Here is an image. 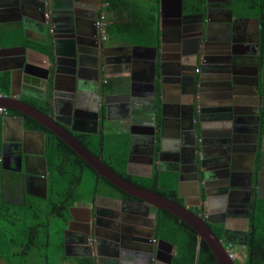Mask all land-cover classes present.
<instances>
[{
  "label": "flooded vegetation",
  "instance_id": "flooded-vegetation-1",
  "mask_svg": "<svg viewBox=\"0 0 264 264\" xmlns=\"http://www.w3.org/2000/svg\"><path fill=\"white\" fill-rule=\"evenodd\" d=\"M42 1L46 3V9L43 11L46 17V19L44 18L45 22L47 25H52V12L49 8L53 0ZM227 1L206 0L203 13L187 14L182 11V16H177L175 7L177 0L167 1L164 11L161 12L162 24L168 30H171V33L175 32L180 25L183 26L184 31L178 37L175 36L173 38L172 45L174 46V50L173 54L169 56L173 61L171 66L173 70L170 65L166 68L168 69V73H178V77L181 80L177 85V90H174L175 82H170L172 89L171 108L166 109V106H164L162 111L163 116L158 119L160 122L163 121L161 125L163 135L161 134V138L158 139V127L161 124L158 121V127L154 124L150 127L148 123L146 126L137 127V131L140 130L142 132H150L154 127V133L157 136L155 141H153L150 154L145 157L141 156L144 157L141 159V163L129 164L128 161L140 159L137 154L130 151L131 154L126 156L125 170L128 172V169H130L132 171L131 175L138 178H150L153 173L167 169L176 173L177 186H180V189L175 193L176 198L181 203L183 201L191 203L193 207H190V209L199 214L201 205L197 206V204H201L203 198L201 194H199V197H196L194 190L186 194L187 191L184 189L186 178L182 177V174L189 172V174L187 173L189 176L186 177L194 185L193 172L198 168L196 163L203 164L210 173V178H207L204 184L208 193V208L210 210L207 211L208 213L204 218L206 220L209 219L208 225L210 227L216 228V226L221 225V239L224 245L235 247V242L239 244L243 242L245 233L238 222H243L245 219V194L247 190H250L249 188L252 187L253 189L256 178L255 173L251 175L248 172L249 155L253 152L255 145V163L256 153L264 149V66L259 67L257 26H255V29L251 28V19L243 20V18H237L233 15V21L228 19V9L230 8ZM78 3L81 4L80 6H75L74 11L79 24L78 30L80 35L79 38L75 39H79V42L76 40L77 46H80L81 50L86 51L94 66L99 67L100 71L102 69L101 72L99 71L100 81H98V85L96 84L98 86L96 87V96L97 100H99L101 99L98 95L100 88L107 85L111 87V84L115 82V80H105L103 73L117 75L120 72L121 74L126 70V65L114 62L110 58L112 57L110 56L112 52H116L117 48L115 40L111 41V38L105 34L103 27L116 22L110 16L111 5L105 0H82ZM126 14L124 12L120 16L122 20L126 18ZM188 19L191 24H184V21ZM173 46L171 47L173 48ZM123 58L127 59L125 56ZM102 63H105V65H102ZM182 73L184 74L182 75ZM199 74L202 86H199L197 82ZM174 78L171 80H174ZM101 82L104 84H100ZM160 83L161 76L157 77V73H155V79H153L151 84V93L148 85L145 86L152 104L148 107H152L156 112L158 102L159 114L161 113V100L164 102L165 99V88ZM216 88L218 92H216ZM233 91L234 95H232ZM252 91L256 93V97L258 98V108L253 105V99L255 98L252 95ZM214 92L216 95H219L221 100L214 101ZM228 94L229 97L227 96ZM122 98L125 99L123 96ZM230 98L234 100L232 101ZM236 99H242L246 103L241 104L242 101H235ZM230 101L234 102V124L228 122L229 118L226 116V121L221 124L220 135L222 137H211L214 131L219 130L218 125L214 123V119L219 117L216 112H220L227 105L230 106ZM146 102H148L147 99L143 104ZM176 102L178 103L177 106L182 108L181 113L186 128L180 137L179 133L178 135L176 134V121L178 119L175 116L177 114ZM135 103L139 104L141 102ZM213 103L218 104L212 105ZM191 105L194 108V123L196 119L199 120V123H195L194 127L202 128L200 135L196 132H191L187 127L189 118L188 109L191 108ZM139 107L141 106L139 105ZM253 108H257L256 115L253 114ZM143 109H145V105ZM254 118L258 121L255 122ZM260 122L263 123L261 124ZM118 126L123 127V124ZM256 126H258V129L254 131ZM123 128L129 127L126 125ZM131 128L134 129V127ZM165 135L169 136L171 140L166 141ZM253 136H256L255 143ZM120 138H124L121 136V132L118 131L113 134V140H119ZM227 138H233L234 142H231V140L226 141ZM77 140L82 144L78 138ZM157 141L159 144L156 143ZM113 143L115 142L113 141ZM232 155H234V166L238 170L234 169V171H230V169H227L228 161L231 160ZM157 160L162 161V164H168V168H160L159 165H156ZM254 170H256L255 166ZM197 172L199 173V168ZM49 175V168L46 181L43 175L38 174L39 179H37L35 184L37 188L36 192H33L34 196L29 194V191H26L28 195L24 196V190L21 191L22 187L19 186L20 189L16 190L15 196L10 198L11 200L8 199L12 203H5L19 207L28 206V201L36 200V198L47 199L49 193ZM89 197L91 198L90 208H78L77 199L68 205L66 231L69 242L79 240L80 244L78 246L80 247L72 248L70 247L72 246L71 244L68 245L67 253L69 256H66L67 260H73V264H79V261L85 259L87 261L92 260L93 264H173L174 247L170 243L165 241L166 243L158 244V240L160 239L155 238L154 235L152 240L149 239L148 233L150 230L149 232H140L137 229L138 222L141 221L144 213L151 210L154 211L153 208L146 206L144 202H139L133 196L131 197L134 200L120 198L121 200L114 201L100 196L96 197V195ZM101 205L106 206V208L104 209ZM88 211L89 218H87ZM81 213L85 214V219L83 223L78 224L76 222L80 230L78 232L81 234L79 236L80 234L77 233L76 236L75 230L72 229L74 224H76L73 221V217L76 219L77 214ZM108 216L114 217L117 222L119 220V223L113 224L112 220H107ZM152 223L154 230L155 218L147 220L145 226H148L150 229ZM128 234H132L136 238L142 237L146 241L139 243L129 239ZM81 237L82 239L84 237V244L81 243L83 241ZM1 256L0 254V264H17L13 261L12 254L7 262L3 261Z\"/></svg>",
  "mask_w": 264,
  "mask_h": 264
},
{
  "label": "crops",
  "instance_id": "crops-1",
  "mask_svg": "<svg viewBox=\"0 0 264 264\" xmlns=\"http://www.w3.org/2000/svg\"><path fill=\"white\" fill-rule=\"evenodd\" d=\"M3 1H10L13 4L6 7L3 2L0 1V81L4 89L3 91L7 96V101L0 100V105H13L14 103L12 100H21L33 107H35L34 104L43 105L49 110V113L41 111L57 119V121L65 126L75 137L81 135L88 139L89 137L97 139L101 138L99 136L102 135L107 139L111 138L110 136H113V134L119 131L121 132V136L124 137L123 139L127 140V156H129L131 152H134L140 157V159L136 161H128L129 164L141 163V159L150 154V149H152L153 144L149 132L137 131V127L146 126L147 123L150 127L153 126V124L158 127V122H160L158 119L161 117L152 107H148L152 104L145 89L149 78L147 76L149 70L147 62L151 61L150 58L152 54H154V52H152L153 49H156L155 73H157V77H162V83H160V85L165 88L164 96L166 101L168 100V102L171 103L170 101L172 99L171 83L166 81V78H168L166 74L168 73V69L166 67L167 65L171 67L173 61L169 56H166L164 48L166 46L172 48L173 38L176 34L175 32L171 33V30H168L161 22L162 13L160 12V0H158L159 9L157 12L159 22L158 45L155 43L145 44L144 40L139 43H135L132 40L115 41L117 49L116 52H112V55H110L112 57L110 58L113 59L114 62L125 64L126 70L121 74L119 72L117 75H110L106 72L103 73L105 80H115L113 84H115L116 87L113 88L107 85L106 87L103 86L100 88L101 92H105L108 96L105 98V104L102 105V108H99L98 115L95 117L92 116L94 107L93 97L96 95L95 91L96 87H98L96 84L98 85V81H100L99 78L102 69L100 71L99 67L94 66L91 58L87 56L86 51L77 49L75 38H68L66 36L70 27V23H68L70 17L68 12L70 8L73 7L72 3L75 1L54 0L51 3L53 6H50L49 9L52 12V25H47L45 22L46 17L45 13H43L45 10L39 6L40 0ZM141 1L144 2L143 4H146L149 9L153 6L151 0ZM123 13L124 12L121 13L112 8L110 16H112L114 20H118V17L121 18L120 16ZM78 26L79 24L77 25L79 29ZM107 27L108 25L104 26L103 29L105 30V34L108 35L106 31ZM34 51L39 53H35ZM123 56L127 59L123 58ZM161 56L163 58L161 63H163L162 67L164 72L162 74L159 66H157L159 57ZM23 59L24 61L30 60L29 65L32 67L31 70L33 73L23 72L19 69ZM56 63L57 70L55 69ZM102 65H105V63H102ZM56 72L59 76L58 81L54 79L56 77ZM72 73L74 75L78 74L80 84L82 82L78 92L83 94L82 99L84 100L79 106L71 97ZM100 84L104 83L101 82ZM122 96L125 97V99H123ZM146 99L148 102L143 104ZM135 102L141 103L138 104ZM139 105L141 107H139ZM144 105L145 109H142ZM164 105L166 108L169 107L166 102ZM122 107H124L125 111ZM7 110H9L10 116H23L25 118V130H23L20 127V123L15 121V119H6L5 122V118L8 116L5 118L4 116H0L1 199L4 202L12 203L9 200L15 196L16 190L20 189L19 186L22 187L21 191L24 190V196L28 195L26 191H29V194L34 196L33 192H36L37 188L35 184L37 179H39L38 172L41 171V164L36 162L40 160V153L43 151L44 145L47 147L48 132L41 128L34 129L31 127L30 123L38 121L33 119L30 115L16 110ZM28 121H30V123ZM38 123L52 131L41 122ZM95 124L97 127H95ZM122 124L123 127L127 125L129 128H123L122 126L121 128L118 126ZM131 127H134V129ZM33 129L36 131L33 132ZM42 131L46 133V142H44L42 134L39 133ZM164 138L166 141H169V139L171 140L167 135H165ZM108 142L112 146L114 145L111 140H108ZM156 143H158V141ZM26 154L29 155L28 166L35 170L31 174L25 169L26 163L24 162V158ZM156 165H159L160 168H168V164H162L160 160L156 161ZM131 172L132 171L128 169L127 173L132 174ZM187 173L189 174V172H186V174L181 173L182 177L184 176L186 178L184 182V189L187 191L186 194L193 190L191 181L186 177L189 176ZM157 174L166 175L163 178V182H161L164 189L173 188L175 189V193L180 189V186H177L178 181L176 173L167 169L165 171H157ZM104 195L121 200L120 197L109 194ZM90 199L88 195L80 197L77 203L78 208H90ZM208 206L209 204L205 205L207 211L210 210ZM101 207L104 209L106 208V206L102 205ZM100 210L102 211L101 208ZM203 212L204 210L201 208L199 213ZM153 216L152 210L145 212L141 221L138 222L139 225L137 229L140 232H149V227L145 226V222L153 218ZM87 218H89V211ZM84 219L85 214L82 213L77 214L76 219L73 217L74 223L77 222L78 224L83 223ZM107 220H112L113 224L119 223V220L117 222L115 218H111L110 216L107 217ZM77 223L72 227V229L75 230L76 236L77 233L80 234V232H78L80 230ZM238 224H240L241 227L242 221H239ZM65 232L67 240H65ZM79 236H81V234ZM62 239L64 241L63 251L66 252V256H69L67 253L68 245L71 244L72 246L70 247L72 248L80 247L78 246L80 244L79 240H72L69 242L66 226L63 231ZM82 240L81 243L84 244V237Z\"/></svg>",
  "mask_w": 264,
  "mask_h": 264
},
{
  "label": "trees",
  "instance_id": "trees-1",
  "mask_svg": "<svg viewBox=\"0 0 264 264\" xmlns=\"http://www.w3.org/2000/svg\"><path fill=\"white\" fill-rule=\"evenodd\" d=\"M118 12L127 13L126 18H118L110 24L106 31L112 40L141 42L145 44L159 43V22L157 12L159 1L151 0L152 7L146 6L141 0H105ZM206 0H183L184 13H203ZM228 7L232 15L237 18L254 20L257 26L258 60L259 67L264 66V0H228ZM2 85V84H1ZM4 90V89H3ZM40 111L48 112L43 106L34 104ZM49 113V112H48ZM156 113L159 115L157 102ZM30 123V121H28ZM261 124L263 122H260ZM34 129L41 128L48 132L47 140V162L49 168V193L47 199L36 198L28 201V206L15 207L5 203L1 199L0 180V254L3 261H8L10 255L24 258L32 253L34 248L44 252L46 258L55 244V252L59 246L63 254L64 241L63 231L66 226L68 205L75 199L97 193L109 194L116 197H125L134 200L133 197L119 191L112 183L85 162L72 150L60 136L54 134L38 122L30 123ZM82 144L100 158L115 173L125 178L128 182L143 189L156 192L171 200L181 203L175 196V189H164L163 178L165 174L153 173L150 178H138L125 171L127 140L120 138L94 139L92 137L76 136ZM108 140L114 141V146ZM262 151L256 153L255 163H258ZM1 171V165H0ZM255 174L257 176L256 170ZM1 173V172H0ZM88 174V177L86 176ZM1 178V174H0ZM89 179V187L84 188V182ZM257 179L255 178L252 189V201L247 214L248 231L244 235L243 244L246 250L244 264H264V198L257 197ZM154 237L170 243L174 247L173 264H217L213 254L196 232L176 216L163 209L154 208ZM211 230L218 239L222 238V226H216ZM17 230V232L15 231ZM15 231V232H14ZM43 237V238H42ZM18 239V240H16ZM54 240V241H52ZM239 243L235 242V245ZM241 244V243H240ZM6 245L8 249L1 248ZM15 248V249H14ZM14 249V251H13ZM57 254V252H56ZM61 259H66L62 255ZM236 264H240L235 260ZM79 264H93L92 260H81Z\"/></svg>",
  "mask_w": 264,
  "mask_h": 264
},
{
  "label": "water",
  "instance_id": "water-1",
  "mask_svg": "<svg viewBox=\"0 0 264 264\" xmlns=\"http://www.w3.org/2000/svg\"><path fill=\"white\" fill-rule=\"evenodd\" d=\"M1 2H3V4L7 7V6H11L13 3L10 1H3L0 0ZM54 1V0H53ZM75 2L72 3L73 5V9L70 8L68 15L69 20L68 23H70V27L67 31V37H71V38H79L80 32L77 28L78 22H77V18H76V13L74 11V7L75 6H80V4L78 2H81L82 0H74ZM167 1H172V0H160L161 2V10L160 12L164 11V8L166 7ZM174 1V0H173ZM227 1V0H226ZM9 2V3H8ZM40 4L39 6L42 9H46L45 6L46 4L41 2V0L39 1ZM51 6H53L51 4ZM82 6V5H81ZM175 7H176V12L178 11L179 15L182 16V11H183V0H177V3L175 2ZM228 19H230L231 21L234 20V18H232V13L231 10L228 9ZM243 20H247V18H243ZM68 27V26H67ZM183 26L180 25L177 27V33L176 36L178 37L182 32H183ZM77 40V39H76ZM79 40V39H78ZM77 40V41H78ZM79 42V41H78ZM80 44V43H79ZM76 47L78 50H80L79 46ZM35 53H39L34 51ZM152 52H154V54H152L151 56V61L147 62V65L149 67L148 70V87H149V91L151 93L152 91V81L155 77V64H156V49H153ZM46 56V55H45ZM161 60H163L162 56L159 57V61L157 66H159L160 70H161V74L164 73L163 72V67L161 63ZM30 64V60L28 61H24V59L21 61L19 69L23 72H27V73H33L31 70V66ZM167 65V64H166ZM57 63L55 64V69L57 70ZM168 66V65H167ZM50 69V67H49ZM47 74V71H46ZM168 78H166V81L175 82V86H174V90H177V85L180 83V78L178 77V73H166ZM184 73H182L183 75ZM56 76V77H55ZM55 80L58 81V73L56 72L55 74ZM72 87L70 92H72L71 97L74 100V102L76 101V104L79 106V104L81 102H83L84 99H82L83 94L80 92H78L80 90V85H82V82L80 84V80H79V75H74L72 73ZM175 77V78H174ZM162 78V77H161ZM172 78H174V80H171ZM197 82L199 83V86L202 84L200 83V74L197 78ZM161 83H162V79H161ZM213 87V86H212ZM216 92H218V89L216 88ZM98 95L101 97V100H97V96L95 95V97H93V102H94V107H93V112H92V116L95 117L96 115H98V110L99 108H102V105L105 104V98H107V94H105V92H100V90L98 91ZM96 94H97V90H96ZM232 95H234V91L232 93ZM252 95L254 96L255 99L253 102V105L255 107L258 108V98L256 97V93L254 91H252ZM229 96V95H227ZM219 99H221L219 97V95H216L214 92V101H218ZM78 100V102H77ZM198 100V99H197ZM230 100H232L230 98ZM234 100V99H233ZM232 100V101H233ZM242 101L243 103H246L245 101H243L242 99H236L235 101ZM2 101H7L6 98H4ZM101 101V102H100ZM162 103L160 104V116H163V108H164V102L163 100H161ZM230 101V106H226L224 107V109H221V111L216 112L217 116H219L218 118L214 119V123H216L218 125V129L214 131V134L211 135V137L213 136L215 137H222V135H220V131H221V127H222V122L226 121L227 118H229L227 121L230 123L234 124V102ZM12 102L14 103L13 105H0V108H4V109H10V110H16L19 111L21 113L30 115L33 119H35L38 122H41L42 124L46 125L47 127H49L56 135L60 136L62 139H64V141L66 142V144L72 149L74 150V152L77 153L78 156H80L85 162H87L94 170L96 173H98L99 175L103 176L105 179H107L110 183H112L115 187L118 188V190L125 192L126 194L133 196L143 202H145L147 205L153 206L155 209H163L168 211L169 213L173 214L174 216H176L179 220H181L182 222H184L185 224H187L190 228H192L199 239H202L205 244L208 246L209 250L211 251V253L213 254L217 264H236L234 258L228 254V250L227 248L224 246V243L222 241V239H218L216 237V235L214 234V232L211 230L209 224L208 219L206 220L204 218V216L200 213V214H196L194 213V211H192L190 209V207H193V205L191 203H188L187 201H183L182 203H178L174 200L165 198L163 196H160L154 192L151 191H147L145 189H142L140 187L134 186L132 184H130L129 182H127V180H125L124 178H122L120 175H118L117 173H115L113 170H111L100 158L96 157L94 154H92L90 151H88V149H86L78 140L75 136L72 135L71 132H69L65 126H63L59 121H57V119L50 117L48 114H45L44 112L38 110L37 108L31 106L30 104L23 102L21 100H12ZM177 102H176V108H177V114L175 116H177V121H176V134L178 135L179 133V137L183 135L184 131H185V124H184V118L182 117V108L180 106H177ZM218 103H213L212 105H217ZM191 108L188 109L189 112V118H188V129L193 132V133H198V135L201 134V129L200 127L195 128L194 124L195 123H199V120L196 119L195 123H194V108L191 105ZM257 108H253V114L256 115L257 113ZM198 109V108H196ZM9 111V110H8ZM94 113V114H93ZM238 114V113H237ZM221 115V116H220ZM227 116V118H226ZM7 117V116H6ZM5 118V117H4ZM6 119H12L17 122L20 123V127L25 130V118L23 116H8L7 118H5V122ZM254 121L257 122L258 120L256 118H254ZM160 126L158 127V139L161 138V134L163 135L162 132V128L161 125L163 123V121L160 122ZM95 127H97V125L95 124ZM258 129V126H256V128H254V131ZM33 132H35L36 130H32ZM42 134L43 136V140L45 141V136L46 133L45 132H39ZM148 133V132H147ZM150 134V139L152 140V144L153 141H155L156 138V134L154 133V127L150 130L149 132ZM220 135V136H217ZM233 141L234 139H229L227 138L226 141ZM253 140L254 143L256 141V136H253ZM223 142V141H221ZM151 144V143H150ZM159 144V142H158ZM162 147V144H161ZM46 147L44 145V149L43 151L40 153V160L39 162L36 163H40L41 164V171L38 172L39 175H43L44 179L46 181V176L48 174V162H47V154H46ZM234 149V148H233ZM152 150V149H150ZM254 152H255V145H254V149L253 152L251 153V155H249V165H248V172L251 173H255L254 171ZM237 156V155H236ZM240 158V157H238ZM28 161H29V155L26 154L25 158H24V162L26 163V171L29 172L30 174L33 173L35 170L30 168L28 166ZM152 161V160H151ZM198 165L199 168V173L198 168H196V170L193 172L194 176H193V180H195L194 185H193V190L194 193L196 195V197H199V194H201V197L203 198V202H207L208 200V193L206 190V186L204 185L207 178H210V173L208 172V170L203 166V164L200 165V163H196ZM228 170L230 169V171H234L238 170L237 167L234 166V155H232L231 160L228 161ZM255 168H256V172H257V197L259 199H263L264 198V149L262 150V156L259 159L258 163L255 164ZM227 189V188H226ZM250 190H247L246 194H245V203L246 205V210H245V219L244 222L242 223V229H244L246 232L248 230V217L247 214L249 212L250 209V204L252 201V187L249 188ZM45 196H46V187H45ZM103 198H108L107 196H103V195H97ZM96 196V197H97ZM200 202V200H198ZM200 204V203H199ZM199 204H197V206H199ZM154 223V222H153ZM153 223L151 224V228L149 229L150 232L148 233L149 239L152 240L153 239V235H154V230H153ZM128 238L132 239L134 241L137 242H144L146 240L141 238H136L135 236H132V234H128ZM65 240H66V232H65ZM166 243L163 240H158V244H163ZM143 245H141L142 247ZM145 249V247H142Z\"/></svg>",
  "mask_w": 264,
  "mask_h": 264
},
{
  "label": "rangeland",
  "instance_id": "rangeland-1",
  "mask_svg": "<svg viewBox=\"0 0 264 264\" xmlns=\"http://www.w3.org/2000/svg\"><path fill=\"white\" fill-rule=\"evenodd\" d=\"M250 25H251V28L255 29L256 24L254 20L250 21ZM111 87L115 88L116 86L115 84H111ZM86 176L88 177V174H86ZM86 180L87 181L84 182V185H85L84 188L89 187V179L86 178ZM15 231L17 232V230ZM1 248L4 250L3 252H5L6 249H8L6 245H2ZM55 248H56L55 244H52L51 251L47 252L49 253L48 258H46V255H45L46 252H44L46 250H44L45 248L44 246H42V249H43L42 251H37L38 249L34 248L32 250V253L26 254L23 259H21V257L20 259H17L14 256L12 257V259L17 264H73L74 262L73 260L61 259L62 255H64V257L66 256L65 252L63 251V254H62L58 246L57 251H56L57 254H56V252L54 251ZM231 249L234 250L235 260L238 261L240 264H244L245 259H246V250H245L244 244L241 243V244L235 245V247Z\"/></svg>",
  "mask_w": 264,
  "mask_h": 264
},
{
  "label": "clouds",
  "instance_id": "clouds-1",
  "mask_svg": "<svg viewBox=\"0 0 264 264\" xmlns=\"http://www.w3.org/2000/svg\"><path fill=\"white\" fill-rule=\"evenodd\" d=\"M0 87H1V90H2V94H3V96L0 98V100H3L4 98H6L7 96H6V94L4 93V91H3V88H2V85H1V81H0ZM2 109H4V108H2ZM6 112L5 113H0V116H4V117H6V116H9L10 114H9V111L8 110H6V109H4ZM126 171V170H125ZM191 186H192V188H193V185L191 184ZM117 188V187H116ZM120 191V190H119ZM121 192H123V191H121ZM124 194H126L125 192H123ZM96 196L97 195H103V196H107V197H109V200H112V201H114V200H119V199H115V198H112L111 196H108V195H104V194H95ZM128 195V194H127ZM130 196V195H129ZM120 198H123V199H127V198H125V197H120ZM135 198V197H134ZM137 199V198H136ZM137 200H139V199H137ZM139 202H143V201H141V200H139ZM208 202H209V198H208V200H207V202H201V204H199V206L201 205V208L204 210V212L203 213H201L203 216H205L208 212H207V209L205 208V205L206 204H208ZM145 203V202H144ZM146 204V203H145ZM146 206H149V207H151V208H153L154 209V207L153 206H150V205H147L146 204ZM151 210V209H150ZM153 211V210H152ZM195 213V212H194ZM206 213V214H205ZM200 214V213H199ZM153 215H154V211H153ZM246 217V216H245ZM244 217V218H245ZM112 218H114V217H112ZM153 218H154V216H153ZM243 222H244V220H243ZM242 222V223H243ZM242 231L246 234L247 232L244 230V229H242ZM248 231V230H247ZM244 234V235H245ZM168 243V242H167ZM225 246V245H224ZM226 248H227V246H225ZM230 248H234V247H230ZM234 260H235V258H234Z\"/></svg>",
  "mask_w": 264,
  "mask_h": 264
},
{
  "label": "bare ground",
  "instance_id": "bare-ground-1",
  "mask_svg": "<svg viewBox=\"0 0 264 264\" xmlns=\"http://www.w3.org/2000/svg\"><path fill=\"white\" fill-rule=\"evenodd\" d=\"M43 2V1H42ZM71 2V1H70ZM46 4V3H45ZM55 4V3H54ZM64 4V3H63ZM66 5V4H65ZM70 7V6H69ZM177 16H179V13H178V11H177ZM185 23H191L190 21H189V19L188 20H186V21H184V24ZM175 32H177V30H175ZM166 46V45H165ZM180 46H181V43H180ZM165 51H164V53L166 54V56H170V54H173V50H174V47L173 48H170V46H166L165 48ZM167 62V61H166ZM189 62V61H188ZM221 74V73H220ZM205 75V74H204ZM207 77V76H206ZM229 77V76H228ZM221 78V77H220ZM230 81V80H229ZM217 84H219L218 82H217ZM224 86V85H223ZM168 91H170V90H168ZM247 91V90H246ZM251 92V91H250ZM222 94V93H221ZM171 95V94H170ZM229 95V94H228ZM241 95V94H240ZM209 96V95H208ZM212 96H213V94H212ZM229 97V96H228ZM236 97V96H235ZM239 98V97H238ZM170 99H171V97H170ZM208 100H209V98H208ZM221 100V99H220ZM249 100H250V98H249ZM167 103L168 104V108H171V103H169L168 102V100L166 101V98L164 99V103ZM252 103V102H251ZM237 104V103H236ZM242 104V103H241ZM165 106V105H164ZM246 106H247V104H246ZM249 106V105H248ZM250 108V107H249ZM167 109V108H166ZM235 113V112H234ZM244 123V122H243ZM251 127V126H250ZM240 128V127H239ZM247 129V128H246ZM248 131V130H247ZM248 136V135H247ZM239 138V137H238ZM242 140V139H241ZM246 140V139H245ZM246 143V142H245ZM239 147V146H238ZM234 148H236V147H234ZM250 150V149H249ZM235 151V150H234Z\"/></svg>",
  "mask_w": 264,
  "mask_h": 264
},
{
  "label": "built area",
  "instance_id": "built-area-1",
  "mask_svg": "<svg viewBox=\"0 0 264 264\" xmlns=\"http://www.w3.org/2000/svg\"><path fill=\"white\" fill-rule=\"evenodd\" d=\"M3 96L2 94V90H1V87H0V98ZM6 111L2 108H0V113H5ZM227 250H228V254L231 255L233 258H235V254H234V250L231 249L230 247H227Z\"/></svg>",
  "mask_w": 264,
  "mask_h": 264
}]
</instances>
